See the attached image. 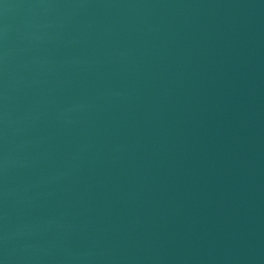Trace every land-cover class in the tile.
Wrapping results in <instances>:
<instances>
[{"label": "water", "instance_id": "obj_1", "mask_svg": "<svg viewBox=\"0 0 264 264\" xmlns=\"http://www.w3.org/2000/svg\"><path fill=\"white\" fill-rule=\"evenodd\" d=\"M0 264H264V0H0Z\"/></svg>", "mask_w": 264, "mask_h": 264}]
</instances>
